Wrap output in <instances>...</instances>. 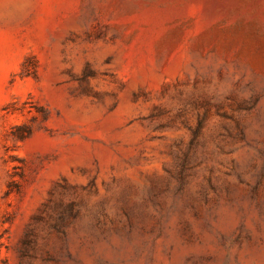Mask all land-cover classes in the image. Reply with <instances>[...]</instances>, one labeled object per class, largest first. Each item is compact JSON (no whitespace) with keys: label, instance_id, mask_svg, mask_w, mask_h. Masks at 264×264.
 I'll return each instance as SVG.
<instances>
[{"label":"rangeland","instance_id":"obj_1","mask_svg":"<svg viewBox=\"0 0 264 264\" xmlns=\"http://www.w3.org/2000/svg\"><path fill=\"white\" fill-rule=\"evenodd\" d=\"M0 264H264V0H0Z\"/></svg>","mask_w":264,"mask_h":264}]
</instances>
